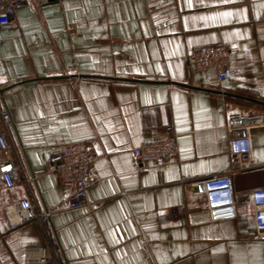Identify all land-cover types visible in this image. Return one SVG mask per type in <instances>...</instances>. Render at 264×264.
<instances>
[{"label": "crops", "instance_id": "1", "mask_svg": "<svg viewBox=\"0 0 264 264\" xmlns=\"http://www.w3.org/2000/svg\"><path fill=\"white\" fill-rule=\"evenodd\" d=\"M39 1L0 29V109L11 117L5 126L0 115V132L12 145L0 161L21 175L0 180V264H264L251 196L264 187V125L250 131L254 166L233 173L236 217L211 220L192 184L230 168V112L264 113L253 101L264 102V0ZM216 43L232 51L224 81L188 63ZM170 124L178 156L138 162L134 148ZM75 141L96 156L95 208L66 209L73 187L48 170ZM23 198L43 215L12 228L9 207Z\"/></svg>", "mask_w": 264, "mask_h": 264}, {"label": "built area", "instance_id": "2", "mask_svg": "<svg viewBox=\"0 0 264 264\" xmlns=\"http://www.w3.org/2000/svg\"><path fill=\"white\" fill-rule=\"evenodd\" d=\"M29 1L0 0V29L14 27L16 8ZM39 2L42 4L45 1ZM187 57L191 70H215L220 81L232 77V51L226 44L204 45L190 51ZM0 115L6 126L11 120L9 111L0 109ZM227 122L231 135L230 168L223 173L211 174L192 182L197 187V193L205 199L211 220L231 219L237 215L233 173L254 166L250 131L254 126L264 125V113L245 117L240 113L230 112ZM166 129L167 135L164 138L144 142L134 148L133 153L138 162L161 166L178 156V136L173 125H167ZM11 146L7 133L0 132V153L9 150ZM95 159V154L84 141L66 143L49 158L48 170L58 173L66 184L73 187L66 201V209L95 208L102 203L101 200L93 199L90 194ZM0 180L8 187L15 186L21 181L20 165L14 160L0 161ZM251 196L257 236L264 239V187L254 189ZM9 209L16 214V218L11 221L12 228L43 215L30 198L20 199ZM40 261H45V258L42 257Z\"/></svg>", "mask_w": 264, "mask_h": 264}, {"label": "water", "instance_id": "3", "mask_svg": "<svg viewBox=\"0 0 264 264\" xmlns=\"http://www.w3.org/2000/svg\"><path fill=\"white\" fill-rule=\"evenodd\" d=\"M236 96V95H235ZM243 98H246V97H243ZM253 101H256V102H259V103H264V102H262V101H257V100H253Z\"/></svg>", "mask_w": 264, "mask_h": 264}]
</instances>
